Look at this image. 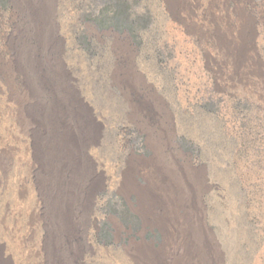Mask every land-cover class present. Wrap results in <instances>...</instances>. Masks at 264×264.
<instances>
[{"label":"rangeland","instance_id":"374dc122","mask_svg":"<svg viewBox=\"0 0 264 264\" xmlns=\"http://www.w3.org/2000/svg\"><path fill=\"white\" fill-rule=\"evenodd\" d=\"M175 9L166 0H0V158L12 150L0 171V264H150L153 255L157 264H264V0H226L218 13L219 32L241 49L242 83L195 33L196 14L192 28ZM40 76L81 114L48 129L59 155L50 179L60 171L51 198L38 182V136L20 132L8 98V82L22 91ZM150 170L159 201L144 221L137 195L117 186L126 175L128 188L147 187ZM51 204L60 245L47 243ZM74 225L84 232L78 247Z\"/></svg>","mask_w":264,"mask_h":264},{"label":"bare ground","instance_id":"6f19581e","mask_svg":"<svg viewBox=\"0 0 264 264\" xmlns=\"http://www.w3.org/2000/svg\"><path fill=\"white\" fill-rule=\"evenodd\" d=\"M166 1L168 4V8L174 14H176V7L181 9V11L186 15L185 20L190 24V27H192L194 23L193 17L196 14L198 23H196L194 28L192 27L193 30L201 40L210 39L216 44L215 47L218 53L225 55L229 59V62L227 63L229 69V79L233 83H242L243 81L241 79V71L244 67V64L241 60V49L239 48V46L234 45V43L228 42L226 36L219 32L217 26L218 18L220 16L218 13L220 12L221 7L224 5L226 0H178L177 2H175L174 0ZM217 66L218 72H220V64H217ZM8 86L10 89L8 92V98L15 106V108L13 109L14 117L17 121V126L20 132L26 133L28 135L34 133L38 136V144H36V159L41 171L40 175H38V182L40 185L42 196L51 198V191L48 189L47 184L52 179L54 181H59L60 176L58 172L60 171L58 170L57 166H55L54 169L57 175H55V178L51 177L52 179H50V174H52L53 171L52 163H56L59 155H54L51 152L53 143L50 138L53 133L51 129L50 131L48 129L53 123L60 124V122L58 121H62L64 119H69V121H71L74 116H78L81 114L78 111H74V109H72V96L62 90V86H59L57 83H55V81L51 77L40 76L35 81H30L28 80V78H25L22 91L12 90V82H8ZM33 124L37 125L35 129L32 128ZM64 131L66 133V130ZM69 137H71V140L75 139L73 135ZM11 153L12 150L7 149L4 151L2 157L0 158L1 173H5L9 169L11 165ZM70 160H72L71 157ZM75 161L78 163V160L75 158L73 160V164H75ZM83 176L86 180V193L90 197L92 196L96 180L91 177L88 169L85 170ZM144 176H146V180L148 182L147 187L141 188L132 186L131 188H128L127 183H129V179L125 175L122 178L120 185L117 186V189L123 194H128L130 191H132L137 195V211L142 216L144 221H147L148 217L153 216L154 208L159 201L160 186L158 185L157 181H155L156 174H154L152 170L145 173ZM75 180L76 176L73 177L72 181L75 182ZM51 205L52 213L46 211L44 215V217L48 215V217L46 218H50V224L52 225V234H50V238L47 240V243H52L53 240L59 243V241H63L64 239H59L58 241V236L56 234H53L54 232L56 233L57 231H59L58 229L60 223L59 220L56 219V211L53 208L55 204ZM113 222L115 223L116 227L119 226L116 220H114ZM156 225L160 227L161 231L164 233V239H168V236L165 233L164 222L158 219L156 221ZM79 237H84L83 227L81 225H74L69 238L70 240L74 241L73 243L76 247H78V242L76 240ZM56 249L59 250L58 248ZM56 251H54L55 257L59 255V253H57ZM135 262L136 264H140L137 257L135 258ZM150 264H157V258L154 255L150 258Z\"/></svg>","mask_w":264,"mask_h":264}]
</instances>
